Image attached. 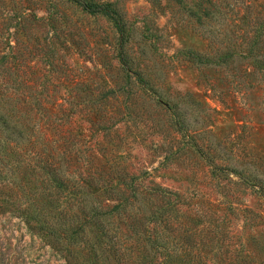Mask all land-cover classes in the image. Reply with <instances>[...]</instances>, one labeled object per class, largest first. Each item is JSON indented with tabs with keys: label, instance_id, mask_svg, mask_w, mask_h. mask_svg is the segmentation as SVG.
I'll use <instances>...</instances> for the list:
<instances>
[{
	"label": "rangeland",
	"instance_id": "1",
	"mask_svg": "<svg viewBox=\"0 0 264 264\" xmlns=\"http://www.w3.org/2000/svg\"><path fill=\"white\" fill-rule=\"evenodd\" d=\"M86 1L116 9L124 33L72 0H0V89L68 148L70 176L106 208L131 195L132 177L156 206L165 200L154 187L164 189L178 218L156 231L187 252L183 263L264 264V71L252 58L220 66L188 55L245 53V24L219 18L217 0ZM238 1L263 10L264 0ZM18 83L20 94L8 87ZM28 197L0 184V264H67L12 205Z\"/></svg>",
	"mask_w": 264,
	"mask_h": 264
},
{
	"label": "trees",
	"instance_id": "2",
	"mask_svg": "<svg viewBox=\"0 0 264 264\" xmlns=\"http://www.w3.org/2000/svg\"><path fill=\"white\" fill-rule=\"evenodd\" d=\"M72 1L89 12L108 14L124 33L125 22L110 4ZM216 6L219 18L231 19L238 15L237 20L245 24L242 34L246 40L245 53L239 52L236 46H227L226 50L218 49L215 56L192 50L188 55L198 63L220 66L236 58H252L264 71V4L261 13L254 12L251 4L245 5L238 0H217ZM7 59L6 54H0V69L4 71H8ZM121 61L130 72L131 60L124 48ZM136 78L150 88L142 72L137 73ZM11 80L17 82L16 78ZM8 87L15 90L14 93L22 91L20 83ZM17 102L18 98L0 89V184L11 183L23 195H30L24 208L17 201L12 205L30 229L37 227L49 238L51 247L66 254L67 264H195L193 260L183 263L185 251L180 247L171 248L166 238L156 231L157 226L166 227L171 216L178 218L174 215V202L164 195V189L154 187L165 200L163 206H156L147 195H137L140 188L132 177L124 183L131 195H119L118 202L106 208L95 201L86 184L70 176L68 148L56 147L57 141L49 139L31 110L23 107L19 110ZM30 106L39 110L42 104L36 100ZM235 172L244 178L242 173ZM19 176H23V183ZM146 197L149 206L141 202ZM116 216L127 220L129 232L116 226Z\"/></svg>",
	"mask_w": 264,
	"mask_h": 264
}]
</instances>
